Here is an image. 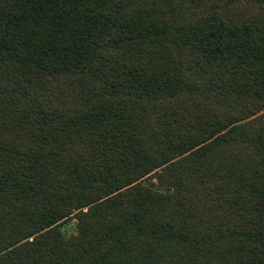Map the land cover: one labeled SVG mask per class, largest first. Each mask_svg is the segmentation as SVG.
I'll return each mask as SVG.
<instances>
[{
	"label": "trees",
	"instance_id": "16d2710c",
	"mask_svg": "<svg viewBox=\"0 0 264 264\" xmlns=\"http://www.w3.org/2000/svg\"><path fill=\"white\" fill-rule=\"evenodd\" d=\"M0 264H264V0H0Z\"/></svg>",
	"mask_w": 264,
	"mask_h": 264
},
{
	"label": "rangeland",
	"instance_id": "374dc122",
	"mask_svg": "<svg viewBox=\"0 0 264 264\" xmlns=\"http://www.w3.org/2000/svg\"><path fill=\"white\" fill-rule=\"evenodd\" d=\"M70 230H71V227L69 225V226H67V232H69Z\"/></svg>",
	"mask_w": 264,
	"mask_h": 264
}]
</instances>
